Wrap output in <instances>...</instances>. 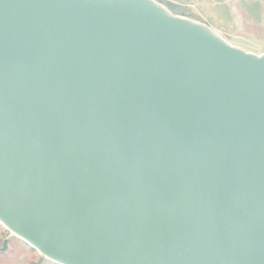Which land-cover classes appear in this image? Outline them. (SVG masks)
<instances>
[{
  "label": "water",
  "instance_id": "obj_1",
  "mask_svg": "<svg viewBox=\"0 0 264 264\" xmlns=\"http://www.w3.org/2000/svg\"><path fill=\"white\" fill-rule=\"evenodd\" d=\"M0 223L56 264H264V53L158 0H0Z\"/></svg>",
  "mask_w": 264,
  "mask_h": 264
},
{
  "label": "crops",
  "instance_id": "obj_2",
  "mask_svg": "<svg viewBox=\"0 0 264 264\" xmlns=\"http://www.w3.org/2000/svg\"><path fill=\"white\" fill-rule=\"evenodd\" d=\"M175 14L204 22L218 30L232 44L253 53H264V0H158ZM246 49V48H245Z\"/></svg>",
  "mask_w": 264,
  "mask_h": 264
},
{
  "label": "rangeland",
  "instance_id": "obj_3",
  "mask_svg": "<svg viewBox=\"0 0 264 264\" xmlns=\"http://www.w3.org/2000/svg\"><path fill=\"white\" fill-rule=\"evenodd\" d=\"M167 7L172 12L174 11L169 5ZM230 40L237 42L234 39ZM244 49L248 51L253 50L254 47L246 43L244 44ZM7 238L9 239L8 248L6 251H0V264H56L0 223V248H2L3 241Z\"/></svg>",
  "mask_w": 264,
  "mask_h": 264
}]
</instances>
